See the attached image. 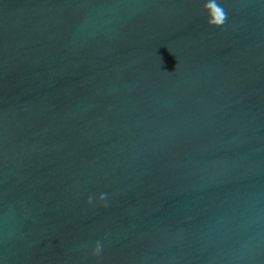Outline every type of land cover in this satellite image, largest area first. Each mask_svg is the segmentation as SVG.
Listing matches in <instances>:
<instances>
[{
	"label": "water",
	"instance_id": "1",
	"mask_svg": "<svg viewBox=\"0 0 264 264\" xmlns=\"http://www.w3.org/2000/svg\"><path fill=\"white\" fill-rule=\"evenodd\" d=\"M206 2L0 0V264H264V0Z\"/></svg>",
	"mask_w": 264,
	"mask_h": 264
},
{
	"label": "clouds",
	"instance_id": "2",
	"mask_svg": "<svg viewBox=\"0 0 264 264\" xmlns=\"http://www.w3.org/2000/svg\"><path fill=\"white\" fill-rule=\"evenodd\" d=\"M205 12L208 14V24L212 28H220L224 25L226 21V13L223 7L217 2V0H207L204 6ZM106 199L105 195L100 196V200L104 201ZM92 202V198H89V203ZM102 245L97 242L95 250L93 252L94 256H99L101 254Z\"/></svg>",
	"mask_w": 264,
	"mask_h": 264
}]
</instances>
